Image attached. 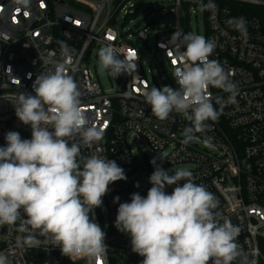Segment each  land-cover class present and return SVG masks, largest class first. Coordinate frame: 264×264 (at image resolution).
I'll list each match as a JSON object with an SVG mask.
<instances>
[{
    "label": "built area",
    "instance_id": "1",
    "mask_svg": "<svg viewBox=\"0 0 264 264\" xmlns=\"http://www.w3.org/2000/svg\"><path fill=\"white\" fill-rule=\"evenodd\" d=\"M161 1L166 5L158 19L124 33L120 26L153 13L152 0H31L27 8L15 0H0V144L6 146L9 131L31 138L30 125L15 114L16 94L35 95L36 77L54 70L57 62L64 63L78 85L90 123L103 130L102 139L81 152L87 156L100 149L127 177L110 184L102 206L94 209L108 248L92 264L143 260L131 250L130 236L118 231L114 222L119 203L130 202L133 193L147 195L157 164L164 170L189 166L194 182L204 185L218 201L221 222L228 219L240 228L236 242L247 264H264V24L256 14V9H264V0ZM238 18L246 21V33L228 23ZM199 19L203 36L216 44L209 59L223 66L237 94L235 102L228 103L230 93L210 86L212 102L221 114L218 120L206 122L207 129L196 133L197 139L185 144L183 130L190 122L176 112L166 120L158 119L143 91L160 88L155 78L162 73L167 75L161 76L165 86L178 88L173 61L179 63L177 53L182 49L174 47L171 37L174 32L193 33ZM133 38L143 45H135ZM150 39L154 50L147 54L143 46L149 47ZM108 43L125 55L134 53L136 70L104 87L89 65L91 59L99 60V49ZM154 61L165 62L169 70L163 65L147 74L143 64ZM217 97L225 101L222 109ZM154 158L155 166L150 163ZM174 187L166 186L165 192L170 194ZM116 197L119 201L114 203ZM19 225V220L15 225H0V253L9 264H89L87 257L70 258L58 246L45 243L38 230L33 234L41 241L39 247L19 246L17 238L27 235L18 231Z\"/></svg>",
    "mask_w": 264,
    "mask_h": 264
},
{
    "label": "clouds",
    "instance_id": "2",
    "mask_svg": "<svg viewBox=\"0 0 264 264\" xmlns=\"http://www.w3.org/2000/svg\"><path fill=\"white\" fill-rule=\"evenodd\" d=\"M15 3L27 8L31 0ZM228 23L246 33L243 18ZM171 42L182 49L177 53L179 63L173 61L178 88L146 87L143 96L158 119L176 112L190 122L183 130L187 144L207 129V121H216L221 114L209 87L230 93L227 102L234 103L236 85L220 63L209 59L214 41L174 32ZM98 57L101 70L114 78L136 70L135 54L125 55L112 43L101 47ZM32 88L35 95L17 93L13 103L17 118L30 125L31 138L9 131L6 146H0V225L20 221L18 231L27 233L17 238L21 247H39L41 241L33 234L38 230L44 242L58 246L63 255L87 257L92 264L108 248L94 209L102 206L110 184L127 177L100 149L87 156L81 152L82 147L97 144L103 130L90 123L78 85L64 63L40 73ZM216 104L222 109L225 101L217 97ZM150 163L155 166L156 159ZM149 183L146 196L133 193L130 202L119 203L114 222L118 231L130 236L131 250L143 257L140 264H247L236 242L240 228L228 219L221 222L218 201L194 182L190 170L170 174L156 166ZM171 185L175 187L168 194L165 188ZM118 201L114 198V203ZM0 264H9L2 253Z\"/></svg>",
    "mask_w": 264,
    "mask_h": 264
},
{
    "label": "rangeland",
    "instance_id": "3",
    "mask_svg": "<svg viewBox=\"0 0 264 264\" xmlns=\"http://www.w3.org/2000/svg\"><path fill=\"white\" fill-rule=\"evenodd\" d=\"M152 2H153V11H152L153 13L147 15L144 20L135 19L132 22H129V23L124 24L123 26H120V30L124 33H127L128 30L136 31L140 26L144 25L146 22L158 19L160 12H161V8L165 7L166 2H163L161 0H152ZM120 19H121V16H120ZM192 29H193L194 34H198V35L203 36L204 25H203L202 20L199 19L198 26L196 24H194L192 26ZM131 40L137 46L143 45L141 43L140 39L133 38ZM153 41H154V39H150V46L149 47L143 46L145 53L151 54L153 52V50H154ZM93 62H95V66L93 65ZM143 65H144V70L147 74H148L149 69L155 70L157 68H160L163 65L166 66L167 70H169V67H167L165 62L159 63L158 61H154L152 64L145 63ZM89 66H90V68H92V70L98 76L99 81L101 82V84L104 87H111L115 83V78L113 76H111L108 71L101 70V68L99 66V60L97 58L95 60H94V58L91 59ZM161 76L167 77V75H166V73H162V74H160V76L158 74H156V78H155L156 81L155 82H157V84L160 88L165 86L162 79H161ZM200 144L204 147H209V144L206 142H202ZM0 146H2V145L0 144ZM139 157L141 158V156H139ZM188 168H189V166H187V165H176V166H170L166 171H169V173L172 174L178 169H188Z\"/></svg>",
    "mask_w": 264,
    "mask_h": 264
},
{
    "label": "trees",
    "instance_id": "4",
    "mask_svg": "<svg viewBox=\"0 0 264 264\" xmlns=\"http://www.w3.org/2000/svg\"><path fill=\"white\" fill-rule=\"evenodd\" d=\"M256 14H258L262 18L264 24V9H256Z\"/></svg>",
    "mask_w": 264,
    "mask_h": 264
},
{
    "label": "water",
    "instance_id": "5",
    "mask_svg": "<svg viewBox=\"0 0 264 264\" xmlns=\"http://www.w3.org/2000/svg\"><path fill=\"white\" fill-rule=\"evenodd\" d=\"M142 148H144L143 145H142ZM146 152H147V150H146ZM157 166H159V164H157Z\"/></svg>",
    "mask_w": 264,
    "mask_h": 264
}]
</instances>
